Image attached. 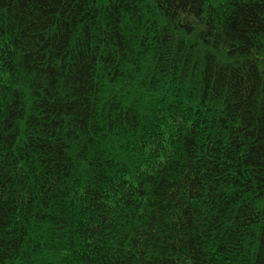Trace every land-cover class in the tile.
Segmentation results:
<instances>
[{
	"label": "trees",
	"instance_id": "1",
	"mask_svg": "<svg viewBox=\"0 0 264 264\" xmlns=\"http://www.w3.org/2000/svg\"><path fill=\"white\" fill-rule=\"evenodd\" d=\"M0 264H264V0H0Z\"/></svg>",
	"mask_w": 264,
	"mask_h": 264
}]
</instances>
